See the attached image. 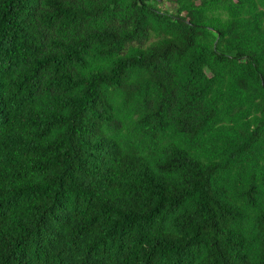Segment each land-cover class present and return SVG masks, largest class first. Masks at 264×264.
I'll return each instance as SVG.
<instances>
[{
    "label": "trees",
    "instance_id": "trees-1",
    "mask_svg": "<svg viewBox=\"0 0 264 264\" xmlns=\"http://www.w3.org/2000/svg\"><path fill=\"white\" fill-rule=\"evenodd\" d=\"M0 264H264V0H0Z\"/></svg>",
    "mask_w": 264,
    "mask_h": 264
},
{
    "label": "rangeland",
    "instance_id": "rangeland-1",
    "mask_svg": "<svg viewBox=\"0 0 264 264\" xmlns=\"http://www.w3.org/2000/svg\"><path fill=\"white\" fill-rule=\"evenodd\" d=\"M167 6H168L167 3L162 4V7H163V8H165V7H167Z\"/></svg>",
    "mask_w": 264,
    "mask_h": 264
}]
</instances>
